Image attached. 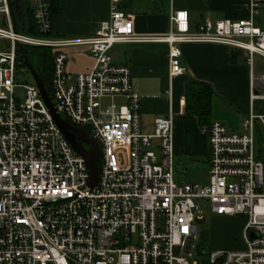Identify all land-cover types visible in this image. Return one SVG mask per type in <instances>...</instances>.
<instances>
[{
  "label": "built area",
  "instance_id": "built-area-1",
  "mask_svg": "<svg viewBox=\"0 0 264 264\" xmlns=\"http://www.w3.org/2000/svg\"><path fill=\"white\" fill-rule=\"evenodd\" d=\"M262 1L250 0L251 15ZM49 5L0 0V264H199V200L211 215L244 218V246L201 251L207 264H264V169L254 149L255 123L264 129V115L251 111L239 132L218 121L200 127L207 183L175 182L172 114L154 118L151 132H143L130 70L109 53L116 43L164 42L172 76L182 72L179 44L214 43L240 50L250 65L252 54L264 58V29L252 18L207 17L190 29L186 11L173 10L166 33L137 35L131 15L111 6L93 36L59 39L51 35ZM17 7L30 12L37 36L14 29ZM22 45L50 50L47 97L53 113L95 141L93 184H87L83 157L63 138L34 80L18 82L26 69ZM67 45L86 47L92 58L87 71L66 72ZM255 79L264 88V73L250 76L251 104L264 98L253 87ZM102 99L110 101L103 110Z\"/></svg>",
  "mask_w": 264,
  "mask_h": 264
},
{
  "label": "crops",
  "instance_id": "crops-1",
  "mask_svg": "<svg viewBox=\"0 0 264 264\" xmlns=\"http://www.w3.org/2000/svg\"><path fill=\"white\" fill-rule=\"evenodd\" d=\"M111 6L131 15L133 32L137 35L166 33L168 16L173 10L186 11L190 29L206 17L230 21L252 18L264 29V0L254 15L250 13V0H57L50 9L51 35L59 39L91 37L99 22L108 18ZM178 48L182 72L172 76L164 42L116 43L109 51L113 62L127 65L130 70L131 89L139 98L143 132H151L156 117L168 112L172 118L183 114V86L188 80L204 82L211 87L214 96L210 122H220L228 132H239L241 120L251 111L264 115V98L252 104L249 100L250 76L264 73V58L252 54L248 65L243 52L223 44L181 43ZM63 51L67 55L65 70L70 75L83 73L91 67L92 58L85 46L67 45ZM253 87L264 93L256 79ZM211 216L222 222L229 241L222 243L214 235L208 250L225 249L221 247L224 245H230L228 249L244 246L241 236L244 218Z\"/></svg>",
  "mask_w": 264,
  "mask_h": 264
},
{
  "label": "trees",
  "instance_id": "trees-1",
  "mask_svg": "<svg viewBox=\"0 0 264 264\" xmlns=\"http://www.w3.org/2000/svg\"><path fill=\"white\" fill-rule=\"evenodd\" d=\"M57 0H49L51 9ZM14 29L16 31L37 36L38 33L30 12L26 8L17 7L14 11ZM19 52L33 72L38 76L46 92L50 95L49 84L51 75L50 50L43 46H19ZM184 112L172 118V138L174 155H205L206 136L199 132V128L210 123L211 99L214 94L211 87L196 80H188L183 86ZM262 151L256 153L264 169Z\"/></svg>",
  "mask_w": 264,
  "mask_h": 264
},
{
  "label": "rangeland",
  "instance_id": "rangeland-1",
  "mask_svg": "<svg viewBox=\"0 0 264 264\" xmlns=\"http://www.w3.org/2000/svg\"><path fill=\"white\" fill-rule=\"evenodd\" d=\"M32 77L25 68L22 70L21 74L18 75L19 83H31ZM15 94L22 98V91L20 88H14ZM108 99L101 100V109L107 108L106 106L109 104ZM112 102L115 104H120L122 99L113 98ZM84 146L86 144L82 142ZM148 149L152 150L155 155L158 153V149L153 146H149ZM254 149L256 153L262 151V155L264 156V129L260 124H256L254 127ZM173 180L178 183H187V184H198L200 186H204L207 183L208 179V165H207V157L203 154L201 155H174L173 157ZM199 208L201 210V219L197 220V234H196V244L197 245V253L195 258L198 260L199 264H207L205 256L201 254V251H208L210 247V241L213 240L215 235V239L225 243L228 239V235L226 231L223 230V224L220 220L216 221L212 219L211 214L208 210V205L204 200H199ZM242 219L243 217H237ZM239 219L236 223H239ZM240 239V238H239ZM229 241V239H228ZM231 241H233L231 239ZM222 248L228 249L231 248L230 245L221 246Z\"/></svg>",
  "mask_w": 264,
  "mask_h": 264
},
{
  "label": "water",
  "instance_id": "water-1",
  "mask_svg": "<svg viewBox=\"0 0 264 264\" xmlns=\"http://www.w3.org/2000/svg\"><path fill=\"white\" fill-rule=\"evenodd\" d=\"M25 67L29 71L32 79L34 80L38 88L39 94L43 99L49 112L51 113L52 119L55 125L58 127L59 131L61 132L63 138L68 142L74 152L83 157L88 173L87 184H93L95 182L97 172V147L95 141L87 132L69 125L66 121H64L55 113H53V109L51 107L47 94L40 82V79L33 72L27 62H25ZM81 142H84L86 144V147H83Z\"/></svg>",
  "mask_w": 264,
  "mask_h": 264
},
{
  "label": "flooded vegetation",
  "instance_id": "flooded-vegetation-1",
  "mask_svg": "<svg viewBox=\"0 0 264 264\" xmlns=\"http://www.w3.org/2000/svg\"><path fill=\"white\" fill-rule=\"evenodd\" d=\"M82 143V142H81Z\"/></svg>",
  "mask_w": 264,
  "mask_h": 264
}]
</instances>
